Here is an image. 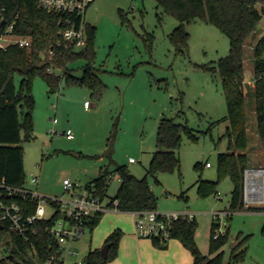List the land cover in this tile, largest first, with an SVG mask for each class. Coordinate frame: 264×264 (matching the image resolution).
<instances>
[{
    "label": "rangeland",
    "instance_id": "374dc122",
    "mask_svg": "<svg viewBox=\"0 0 264 264\" xmlns=\"http://www.w3.org/2000/svg\"><path fill=\"white\" fill-rule=\"evenodd\" d=\"M258 9L262 10L261 4ZM85 19L96 26L92 64L105 89L98 96L87 84L71 85L62 80L59 90L52 93L42 77L35 78L34 136L23 143L26 176L31 172L40 175L38 185L32 188L45 196H62L65 178L84 186L102 170H113L118 165L144 177L156 150L161 117L176 116L178 122L192 127L199 139L193 141L183 135L177 149L180 170L149 176L159 199L157 210L195 213V239L203 254L213 257L223 251L227 264L233 247L248 236L245 256L239 264H264V203L251 206L257 210L247 206L244 210H230L234 182L229 176L219 179L218 155L228 150L226 130L230 123L225 119L228 108L221 74L217 68L209 67H217L218 60L229 54V37L214 24L197 20L187 26V52L176 53L170 34L179 21L163 13L156 0H94ZM263 34L264 12L245 46L246 152L250 169L264 167V143L258 134L253 92V50ZM13 41L10 34L0 38L3 46ZM84 64L83 59L72 62V73L82 76ZM55 72L62 74L61 69ZM55 117L58 123L54 126ZM53 127L58 131L71 129L74 138L52 134ZM131 157L135 162H130ZM207 162L212 166L208 167ZM120 185V175L114 173L105 204ZM218 211H229L230 215L217 219L214 213ZM134 221L132 213L115 209L104 212L95 231L87 230L76 243L79 254L71 256L68 264L84 261L111 226L133 229ZM219 221L221 231L229 232L228 240L210 254L212 225ZM8 255L7 249L0 247V260ZM15 260L7 263L15 264ZM23 260L27 262L28 257L23 255Z\"/></svg>",
    "mask_w": 264,
    "mask_h": 264
},
{
    "label": "trees",
    "instance_id": "16d2710c",
    "mask_svg": "<svg viewBox=\"0 0 264 264\" xmlns=\"http://www.w3.org/2000/svg\"><path fill=\"white\" fill-rule=\"evenodd\" d=\"M163 13L172 14L179 21L178 26L171 32L170 38L176 53L185 54L188 50L190 32L187 26L197 20L212 23L224 32L230 40V52L218 60L217 67L222 77L229 120L226 135L229 138L228 150L218 155L219 179L229 176L234 182L230 210H244L245 172L250 168L248 147V114L246 110L245 80V46L248 39L256 30L264 12V0H156ZM262 5V10L258 5ZM67 14L49 11L41 8L37 0H0V36L7 33L14 38L28 37L29 46H21L11 42L0 46V180H5L13 186L26 183L24 169V141L33 138L35 96L33 83L36 77H42L50 92H57L62 80L68 84H87L100 96L105 85L97 75L93 66L95 60L96 26L87 23V45L75 51L65 47L61 39V29L65 26ZM55 55L50 54V50ZM83 59V75L76 76L70 68L72 62ZM254 80L253 87L255 113L257 115L258 134L264 143V34L257 41L253 50ZM61 69L62 74L56 73ZM181 111L177 113L179 116ZM186 134L191 140L197 141L199 136L187 123L178 122L176 116L163 115L160 119L156 150L153 153L147 173L137 177L127 166L118 165L113 170H102L100 175L85 186L95 188L102 199L108 196V188L114 173L120 175L121 185L112 201L118 200L120 212L158 209V196L152 189L149 176L160 172L180 170L181 159L177 149L182 144ZM199 164H197L198 166ZM210 183L209 181L202 180ZM219 181V180H218ZM201 188V186H200ZM35 202L30 203L34 210ZM257 210V207H248ZM104 213L90 216L87 224L91 232L99 224ZM52 220L38 224V234L30 242L19 243L26 248L34 245L39 250V259L44 262L56 247L55 238L47 228ZM218 224L212 225V242L210 254L219 250L228 240L229 232L214 238ZM197 230L196 218L189 220L181 218L172 228V238L179 239L189 249L194 257L193 264H225L223 251L215 256L201 252L195 239ZM124 232L120 228L113 230L104 244H110L108 256L101 253V248L90 249L83 264H107L114 260L119 253L120 240ZM247 237L237 243L231 252L227 264H239L245 256ZM158 248L165 249L169 241L152 240ZM53 245V247H51ZM244 247V249H242ZM16 250L14 255L16 254ZM27 264H35L28 256Z\"/></svg>",
    "mask_w": 264,
    "mask_h": 264
},
{
    "label": "built area",
    "instance_id": "2783aa9c",
    "mask_svg": "<svg viewBox=\"0 0 264 264\" xmlns=\"http://www.w3.org/2000/svg\"><path fill=\"white\" fill-rule=\"evenodd\" d=\"M94 0H37L39 7L49 11L67 14L65 26L61 29V41L65 47L79 51L87 45V22L85 19L86 11ZM12 29L10 25L7 33L0 36L4 38ZM21 46H29L28 37H17L14 41ZM0 46H3L0 44ZM51 55L55 52L50 50ZM260 78L264 79V75ZM255 84V80L253 81ZM88 106V102L86 103ZM58 123V119H53V124ZM52 134L66 135L68 138H74L71 129L58 131L53 127L50 129ZM135 162L134 158L130 159ZM209 167L211 163L207 162ZM259 172L264 174V169H247L244 200L247 207L260 205L264 203V194L255 181L253 184L249 181V174ZM40 175L31 172L26 176V183L22 186H13L5 180H0V247L7 249L9 255L1 258L0 264H8L7 260L18 258L15 264H27L23 260V255L31 256L35 264H68L71 256H77L79 250L76 243L79 242L89 230L87 224L90 216L96 213H104L110 209H118V200H110L105 204V198L97 195L95 188H88L72 182L65 178L63 186L65 193L62 196H45L37 189L32 188L39 183ZM256 177H252L255 179ZM258 181V180H257ZM254 186V187H253ZM35 202L34 210H31L30 203ZM52 209V211H50ZM135 216V230L139 237L159 239L161 242H167L172 237V228L175 222L181 218L193 220L196 214L190 211H158L139 210L131 212ZM230 215L229 211H218L214 213L217 219H222ZM52 220L47 228L50 234L55 238L56 248L49 252L46 260L41 262L39 259V250L32 245L24 248L23 244L30 242L38 234V224L45 220ZM218 229L214 238L225 235L222 232L221 222L218 223ZM53 247V245H51ZM16 250V254L14 252ZM84 261H74L72 264H83Z\"/></svg>",
    "mask_w": 264,
    "mask_h": 264
},
{
    "label": "crops",
    "instance_id": "0c3cea01",
    "mask_svg": "<svg viewBox=\"0 0 264 264\" xmlns=\"http://www.w3.org/2000/svg\"><path fill=\"white\" fill-rule=\"evenodd\" d=\"M259 169H264V167ZM116 228L122 229L124 234L120 240L118 256L107 264H193L194 262V257L191 251L177 238L170 239L167 248L161 249L156 247L151 239L139 237L135 230V221L133 229L124 230L117 225L111 226L101 238H98L96 245L93 248H102L105 245L104 243L107 236Z\"/></svg>",
    "mask_w": 264,
    "mask_h": 264
},
{
    "label": "bare ground",
    "instance_id": "6f19581e",
    "mask_svg": "<svg viewBox=\"0 0 264 264\" xmlns=\"http://www.w3.org/2000/svg\"><path fill=\"white\" fill-rule=\"evenodd\" d=\"M252 177H256L252 179ZM258 180V181H257ZM249 181L253 184L255 181L257 182L258 189L262 191L264 194V174L259 172H254L249 174ZM254 187V186H253ZM264 198V196H263Z\"/></svg>",
    "mask_w": 264,
    "mask_h": 264
},
{
    "label": "water",
    "instance_id": "95a60500",
    "mask_svg": "<svg viewBox=\"0 0 264 264\" xmlns=\"http://www.w3.org/2000/svg\"><path fill=\"white\" fill-rule=\"evenodd\" d=\"M260 170H263V169H260ZM0 227H1V225H0ZM109 247H110V244H105V245L101 248V253H102L105 257L108 256Z\"/></svg>",
    "mask_w": 264,
    "mask_h": 264
}]
</instances>
